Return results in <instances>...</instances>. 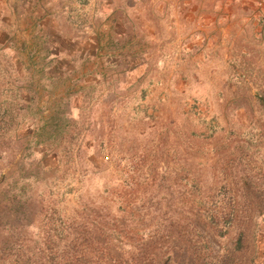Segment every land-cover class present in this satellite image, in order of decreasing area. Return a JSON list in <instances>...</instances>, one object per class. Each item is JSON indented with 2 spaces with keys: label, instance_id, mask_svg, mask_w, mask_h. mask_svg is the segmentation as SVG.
<instances>
[{
  "label": "rangeland",
  "instance_id": "1",
  "mask_svg": "<svg viewBox=\"0 0 264 264\" xmlns=\"http://www.w3.org/2000/svg\"><path fill=\"white\" fill-rule=\"evenodd\" d=\"M107 2L0 0V264H264L263 13Z\"/></svg>",
  "mask_w": 264,
  "mask_h": 264
},
{
  "label": "trees",
  "instance_id": "2",
  "mask_svg": "<svg viewBox=\"0 0 264 264\" xmlns=\"http://www.w3.org/2000/svg\"><path fill=\"white\" fill-rule=\"evenodd\" d=\"M66 228H71V230L67 232L66 238L68 240L65 243V245L69 247V250L67 251L66 257H63L64 259L58 260L56 264H159L154 263L151 260V253H149L147 246L142 248L143 246L139 245L138 250L133 252L132 260H134L135 263L130 261L127 262L125 260L122 261V258L116 259L115 257L116 251L114 248H112L114 246L112 245L114 244L113 236L109 235V239H106L104 243L101 242L99 244V241L97 240V233H88L85 235L80 230H78L79 232L77 231L75 233H71L74 227L70 226L69 224ZM120 230L121 229H119V231ZM101 232L104 233V231ZM89 242L91 244H89ZM87 245H91V252L88 250L89 248ZM241 249L242 248L240 246H235L234 252L240 251ZM97 254L99 255L97 256Z\"/></svg>",
  "mask_w": 264,
  "mask_h": 264
},
{
  "label": "crops",
  "instance_id": "3",
  "mask_svg": "<svg viewBox=\"0 0 264 264\" xmlns=\"http://www.w3.org/2000/svg\"><path fill=\"white\" fill-rule=\"evenodd\" d=\"M108 0H103V5L102 6H100L102 9H107L108 8V6H107V2ZM130 1H132V0H130ZM116 8L115 9H117V7H119L118 5H116L115 6ZM124 6H121V8H123ZM258 12H260L261 14L263 13V18H264V11H259L258 10ZM117 17V21L115 22V23H119V24H129L130 26L133 24V22L130 20V19H128L127 20V18H126V15L124 16L123 14L121 15V14H119V16L118 15H116V13H115V18ZM130 17H132V14H130Z\"/></svg>",
  "mask_w": 264,
  "mask_h": 264
},
{
  "label": "built area",
  "instance_id": "4",
  "mask_svg": "<svg viewBox=\"0 0 264 264\" xmlns=\"http://www.w3.org/2000/svg\"><path fill=\"white\" fill-rule=\"evenodd\" d=\"M258 7L259 10L264 11V0H249Z\"/></svg>",
  "mask_w": 264,
  "mask_h": 264
}]
</instances>
